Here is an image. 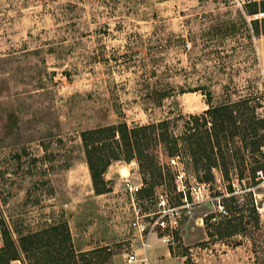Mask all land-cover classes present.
I'll list each match as a JSON object with an SVG mask.
<instances>
[{"label": "rangeland", "instance_id": "obj_1", "mask_svg": "<svg viewBox=\"0 0 264 264\" xmlns=\"http://www.w3.org/2000/svg\"><path fill=\"white\" fill-rule=\"evenodd\" d=\"M239 2L0 0V231L9 224L18 240L66 223L77 255L95 251L91 264H122L137 250L120 173L127 165L147 183L137 195L144 213L157 211L158 194L178 207L171 157L150 139L151 170L142 174L135 159L112 161L104 173L110 191L98 197L81 134L168 119L179 136L188 116L208 108L205 94L213 106L235 103L264 118L256 48L264 26L251 24ZM235 131L227 178L211 170L204 191L188 194L176 228H154L138 255L153 264H264V145L251 156ZM178 157L186 188L206 180L188 154Z\"/></svg>", "mask_w": 264, "mask_h": 264}, {"label": "trees", "instance_id": "obj_2", "mask_svg": "<svg viewBox=\"0 0 264 264\" xmlns=\"http://www.w3.org/2000/svg\"><path fill=\"white\" fill-rule=\"evenodd\" d=\"M258 6L262 10L258 11ZM244 12L249 17L258 12H264V0L244 4ZM260 21L264 26V18ZM250 23H258V20H250ZM256 32L258 35L257 27ZM260 32L264 34V29ZM205 96L208 99L206 102L208 108L200 115L188 116L189 121L179 136L174 133V127L170 125L171 122L168 119L131 128L122 123L116 129L108 127L84 131L81 139L94 193L100 195L110 191L104 173L112 161L123 158L129 162L135 159L142 174L151 170L145 166L147 141L150 139L160 143L169 157L179 156L180 151L188 154L196 172L200 168L207 172L206 180L198 181L204 183H208L207 180L212 178L210 172L214 168H219L227 178L228 164L232 160L228 143L236 134V129H239L244 148L251 156L263 147L264 118L255 116L253 110L243 114L235 103L213 106L210 95L205 94ZM115 133L119 134L120 140L114 139ZM204 161L207 162L204 163ZM151 165L155 167L154 162ZM158 173L160 176L161 172ZM146 184L144 181L143 185L146 186ZM233 192L229 186L228 193L233 194ZM178 196L180 199V193ZM233 199L234 197L230 196L228 201H233ZM225 212L233 215L228 208ZM2 234L4 245L3 251H0L2 252L0 264L3 261L19 259V253L10 233L4 230ZM17 243L24 254L26 264H79V261L91 264V260L87 257L95 253L93 250L78 253L80 255L75 253L66 223H59L39 232L20 236ZM43 254L49 255L50 260L42 261L40 257ZM100 264L105 263L102 261Z\"/></svg>", "mask_w": 264, "mask_h": 264}, {"label": "built area", "instance_id": "obj_3", "mask_svg": "<svg viewBox=\"0 0 264 264\" xmlns=\"http://www.w3.org/2000/svg\"><path fill=\"white\" fill-rule=\"evenodd\" d=\"M258 2L261 0H241L239 5H244L246 3L251 2ZM264 18V12H258L251 17L248 18L250 20H258ZM168 165L174 169V177L176 182V189L177 192L180 193V204L178 207H170L168 204V200L165 195L158 194L156 197V205L157 211L152 214H146L140 208L137 195L144 187L141 177L132 172L131 168L127 165L124 169H126L127 173L125 175L120 173V178L122 183L124 184V189L128 193L130 199V206H131V222L130 226L135 231L138 236L139 246L142 251L147 252L149 245H148V238L153 233L154 228L159 229L160 231H172L177 226L178 220V211L179 209H184L189 206L188 202V194L204 191L206 183L204 182H197L195 185L189 186L186 188L184 184V171L183 167L179 162V157H171L168 159ZM133 166V165H131ZM186 188V189H185ZM187 190V191H186ZM150 218L151 222H145L144 218ZM155 217V218H153ZM3 234L0 231V249L3 246ZM162 240L167 243L170 240L168 235H163ZM137 250H130L127 251L124 255V264H153L152 261L147 257V255L140 256L136 252Z\"/></svg>", "mask_w": 264, "mask_h": 264}, {"label": "crops", "instance_id": "obj_4", "mask_svg": "<svg viewBox=\"0 0 264 264\" xmlns=\"http://www.w3.org/2000/svg\"><path fill=\"white\" fill-rule=\"evenodd\" d=\"M256 48H257V51L260 53V61H262V60L264 61V35L263 34L260 35L259 38H257V40H256ZM100 196H102V195H98V197H100ZM8 229L10 230L9 231L10 235H11V237H12V239H13L15 245H16V249H17V251L19 253V259L9 260L8 262L7 261H3L1 264H26V260H25L24 254L22 253V251L19 248L18 243H17L18 242V240H17L18 237L16 238V235L13 232V230L10 228L9 224H8ZM70 236H72L71 231H70ZM150 236H149V238H150ZM19 237H20V235H19ZM149 238H148V240H149ZM127 239H129V238H127ZM139 249H140V246H138L137 250H139ZM88 250H91V248L90 247H86L82 251H88ZM107 250H109V249H107ZM2 251H3V249H2ZM1 253L2 252H0V255H1ZM122 264H124V258L122 260Z\"/></svg>", "mask_w": 264, "mask_h": 264}]
</instances>
